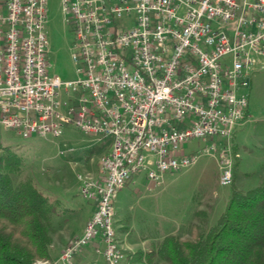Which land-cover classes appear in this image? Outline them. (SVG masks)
I'll list each match as a JSON object with an SVG mask.
<instances>
[{
    "label": "built area",
    "instance_id": "obj_1",
    "mask_svg": "<svg viewBox=\"0 0 264 264\" xmlns=\"http://www.w3.org/2000/svg\"><path fill=\"white\" fill-rule=\"evenodd\" d=\"M60 3L74 35L71 79L49 71L47 0H0V125L23 138L58 137L69 124L112 137L97 172L77 175L95 208L58 264L94 242L119 264L113 201L134 174L158 183L206 153L219 182L232 183L231 139L249 116L251 76L264 69V0ZM195 138L208 143L187 152Z\"/></svg>",
    "mask_w": 264,
    "mask_h": 264
},
{
    "label": "rangeland",
    "instance_id": "obj_2",
    "mask_svg": "<svg viewBox=\"0 0 264 264\" xmlns=\"http://www.w3.org/2000/svg\"><path fill=\"white\" fill-rule=\"evenodd\" d=\"M60 2L47 0L46 56L51 73L71 79L76 76L71 56L74 35L64 22ZM248 93L247 122L231 139L233 152L239 153L234 159L231 184L219 182L216 156L204 153L194 165L165 173L158 183L147 182L143 173H136L116 193L112 223L125 255L119 264H135L132 259L139 252L155 253L167 235L189 237L193 224L206 230L217 221L233 187L247 189L264 182V69L252 74ZM111 139L91 136L72 124L66 125L58 137L23 138L0 125V156L10 151L18 153L22 158L18 177L30 179L52 204V257L37 261L58 264L64 247L84 230L95 203L80 194L77 175L97 172L99 159L108 151ZM205 143L208 142L195 138L184 148L189 152ZM97 244L85 246L74 256L73 264H106L103 255L96 251ZM153 257L158 264H167L158 255Z\"/></svg>",
    "mask_w": 264,
    "mask_h": 264
},
{
    "label": "trees",
    "instance_id": "obj_3",
    "mask_svg": "<svg viewBox=\"0 0 264 264\" xmlns=\"http://www.w3.org/2000/svg\"><path fill=\"white\" fill-rule=\"evenodd\" d=\"M21 156H0V264H35L52 257V204L30 179L19 176ZM264 264V182L233 187L217 221L192 225L189 237L165 236L156 252H139L135 264ZM89 264H96L90 262Z\"/></svg>",
    "mask_w": 264,
    "mask_h": 264
},
{
    "label": "crops",
    "instance_id": "obj_4",
    "mask_svg": "<svg viewBox=\"0 0 264 264\" xmlns=\"http://www.w3.org/2000/svg\"><path fill=\"white\" fill-rule=\"evenodd\" d=\"M247 119H248V118H247ZM247 119H246V121H245V122H244L242 125H244V124L247 122ZM242 125H241V126H242ZM164 175H165V174H164ZM164 175H163V176H164ZM146 181L148 182V180H147V179H146ZM105 263H106V262H105Z\"/></svg>",
    "mask_w": 264,
    "mask_h": 264
}]
</instances>
